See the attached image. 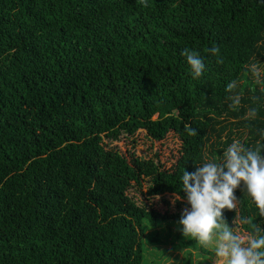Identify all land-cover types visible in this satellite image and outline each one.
<instances>
[{
  "label": "trees",
  "instance_id": "trees-1",
  "mask_svg": "<svg viewBox=\"0 0 264 264\" xmlns=\"http://www.w3.org/2000/svg\"><path fill=\"white\" fill-rule=\"evenodd\" d=\"M184 48L203 59L199 78ZM253 58L264 65V0H0V264H144V236L158 242L146 229L188 207L183 170L233 139L264 155ZM144 179L158 199L129 194ZM234 195L229 227L264 232Z\"/></svg>",
  "mask_w": 264,
  "mask_h": 264
},
{
  "label": "clouds",
  "instance_id": "clouds-1",
  "mask_svg": "<svg viewBox=\"0 0 264 264\" xmlns=\"http://www.w3.org/2000/svg\"><path fill=\"white\" fill-rule=\"evenodd\" d=\"M216 53L217 49H208ZM180 55L184 58L193 79L199 78L204 63L199 52L184 48ZM246 70L262 82V71L253 58ZM236 81L226 84L225 90L236 88ZM230 109L237 108L240 96H228ZM256 109L250 108L249 118L255 117ZM188 135L195 130L185 125ZM264 137V131L260 133ZM259 143V142H258ZM194 171H182L179 176L180 189L188 207L182 210L177 225L185 240L194 241L200 248L209 249L217 264H264V232L259 234H239L225 222L222 210H232L237 201L234 190L238 187L264 216V155L260 148L245 147L239 140L233 139L221 155L196 164ZM175 199H180L176 196ZM245 220L242 218L241 223Z\"/></svg>",
  "mask_w": 264,
  "mask_h": 264
},
{
  "label": "rangeland",
  "instance_id": "rangeland-1",
  "mask_svg": "<svg viewBox=\"0 0 264 264\" xmlns=\"http://www.w3.org/2000/svg\"><path fill=\"white\" fill-rule=\"evenodd\" d=\"M258 67H260L263 72L264 65L259 64ZM117 144L120 146L122 152H125L132 146L128 143V141H126V138H122L119 142H117ZM135 149L137 151L139 147H136ZM168 155L169 152L167 150H161V161L168 157ZM148 185L149 184L146 179L141 180L140 185L132 183V187L129 189V194L133 195L136 201L142 203L146 202V197L154 200L158 199L159 196H148ZM163 198L169 202L170 207L173 209L175 205V197L165 194ZM153 233L155 234L158 242L150 243L148 242L149 239L144 236V264H183L188 256V253L191 254V264H217L212 252L209 249L200 248L194 241L185 240L181 236L178 230L177 222H172L168 225L166 223H162L156 228H147L145 231V235H147V237Z\"/></svg>",
  "mask_w": 264,
  "mask_h": 264
}]
</instances>
